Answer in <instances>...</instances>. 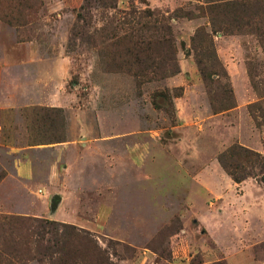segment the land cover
I'll return each instance as SVG.
<instances>
[{
    "label": "rangeland",
    "instance_id": "1",
    "mask_svg": "<svg viewBox=\"0 0 264 264\" xmlns=\"http://www.w3.org/2000/svg\"><path fill=\"white\" fill-rule=\"evenodd\" d=\"M233 146L264 157V0H0V264H264Z\"/></svg>",
    "mask_w": 264,
    "mask_h": 264
},
{
    "label": "trees",
    "instance_id": "2",
    "mask_svg": "<svg viewBox=\"0 0 264 264\" xmlns=\"http://www.w3.org/2000/svg\"><path fill=\"white\" fill-rule=\"evenodd\" d=\"M242 3H239V4L241 5ZM151 14H153L152 11L149 12V15H151ZM162 21H165V18H162ZM153 27H155V26H153ZM156 27L159 28L158 30L161 29V30H164V32H166V33L163 34L162 38H160V39H163L164 43L170 44V41H171V39L169 37V35L171 34V27H170V25L167 24V23H165V22H163V23H160V27L159 26H156ZM196 34H198V33H196ZM156 41H157V43H160L158 40H156ZM136 44L137 43H135L134 46H136ZM134 50H136V49H134ZM162 95L169 96L168 92H164V93H162ZM251 155L256 156V158L254 157L253 159L254 160H257V158H258L257 161L262 166H264L263 165V163H264V157H259V154L257 152L254 153L251 150H249L247 148H244L242 146H233L228 151H226L225 153H223V154H221L219 156V161L222 163V165L225 168H229L230 165H228L227 161L225 160L226 157L236 158L238 160H239V158L240 159L241 158H244V160H248L247 158H249ZM235 167L238 168L237 165H235L234 168ZM231 175H232V178H233L234 181L240 182V181H242L245 178L246 173L243 172L242 174L241 173L239 174L236 170H232ZM43 222L45 224H47V225L52 226V227H54L55 224H56L55 221H50V220H46V221H43ZM60 225H62V228H63V230H62L63 231L62 236L65 235L67 237L68 235H66V234H71L70 232H73V228H74L73 226H71V225L68 226L66 224H60ZM60 252H62L61 249H60Z\"/></svg>",
    "mask_w": 264,
    "mask_h": 264
},
{
    "label": "crops",
    "instance_id": "3",
    "mask_svg": "<svg viewBox=\"0 0 264 264\" xmlns=\"http://www.w3.org/2000/svg\"><path fill=\"white\" fill-rule=\"evenodd\" d=\"M21 171H22L25 175L29 173V169H28V167H27L25 164L22 165V167H21Z\"/></svg>",
    "mask_w": 264,
    "mask_h": 264
},
{
    "label": "water",
    "instance_id": "4",
    "mask_svg": "<svg viewBox=\"0 0 264 264\" xmlns=\"http://www.w3.org/2000/svg\"><path fill=\"white\" fill-rule=\"evenodd\" d=\"M55 198L57 199V198H58V196L56 195V196H55Z\"/></svg>",
    "mask_w": 264,
    "mask_h": 264
}]
</instances>
